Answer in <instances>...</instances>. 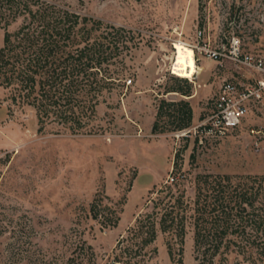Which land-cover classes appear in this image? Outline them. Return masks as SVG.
<instances>
[{
	"label": "rangeland",
	"instance_id": "obj_1",
	"mask_svg": "<svg viewBox=\"0 0 264 264\" xmlns=\"http://www.w3.org/2000/svg\"><path fill=\"white\" fill-rule=\"evenodd\" d=\"M62 1L126 29L110 64L119 79L103 90L94 120L74 132L56 122L38 132L34 109L12 103L0 86V264H65L81 240L92 247L94 264H111L117 238L151 211V199L167 191L156 190L173 176L180 181L171 193L183 191L186 214L182 251L178 237L171 239L157 224L156 252L144 264H196L189 216L197 174L251 175L264 186V141L248 132L264 122V109L221 137L199 126L223 79L246 80L230 63L220 67L199 49H221L236 36L244 51L264 54V0ZM2 40L0 28V46ZM187 87L190 95H182ZM162 99L188 101L190 126L177 129L168 116L177 106H170L152 131ZM96 195L117 209L116 225L91 217ZM215 264L264 261L230 252Z\"/></svg>",
	"mask_w": 264,
	"mask_h": 264
},
{
	"label": "trees",
	"instance_id": "obj_2",
	"mask_svg": "<svg viewBox=\"0 0 264 264\" xmlns=\"http://www.w3.org/2000/svg\"><path fill=\"white\" fill-rule=\"evenodd\" d=\"M18 19L19 24L10 29ZM0 28V86L9 92L12 103L34 109L37 131L56 122L68 124L74 132L92 122L103 90L117 85L119 77L110 64L121 52L119 42L126 29L80 14L62 0H0ZM180 93L190 95L189 87ZM170 106H177L168 114L177 129L190 126L188 101L162 99L152 131L158 129L162 109ZM179 181V176H173L156 190L157 194L167 189L151 199L150 212L139 214L117 238L111 264L149 260L156 252L152 243L157 224L171 239L178 237L181 253L186 218L183 191L171 193V185ZM190 209L196 264H215L216 257L230 252L252 262L264 261V186L258 177L197 174ZM89 211L105 225L114 226L119 220L117 209L104 203L102 196L93 198ZM167 248L173 257L170 240ZM74 251L65 264H94L92 247L85 241Z\"/></svg>",
	"mask_w": 264,
	"mask_h": 264
},
{
	"label": "built area",
	"instance_id": "obj_3",
	"mask_svg": "<svg viewBox=\"0 0 264 264\" xmlns=\"http://www.w3.org/2000/svg\"><path fill=\"white\" fill-rule=\"evenodd\" d=\"M199 52L220 67L230 63L238 75L246 78L223 79L214 94L210 114L199 124L208 135L221 137L240 127L254 110L264 109V54L244 51L236 36L221 49L202 47ZM248 132L255 140L264 141V122L250 127Z\"/></svg>",
	"mask_w": 264,
	"mask_h": 264
}]
</instances>
